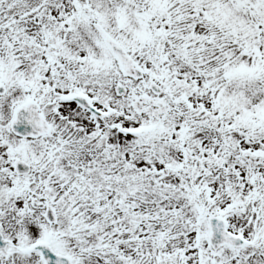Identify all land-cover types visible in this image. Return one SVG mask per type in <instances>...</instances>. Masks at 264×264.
Masks as SVG:
<instances>
[{"label": "snow or ice", "instance_id": "6c2138e0", "mask_svg": "<svg viewBox=\"0 0 264 264\" xmlns=\"http://www.w3.org/2000/svg\"><path fill=\"white\" fill-rule=\"evenodd\" d=\"M0 264H264V0H0Z\"/></svg>", "mask_w": 264, "mask_h": 264}]
</instances>
